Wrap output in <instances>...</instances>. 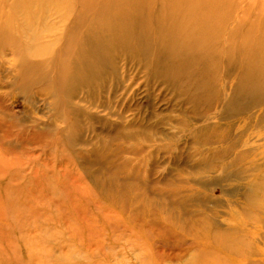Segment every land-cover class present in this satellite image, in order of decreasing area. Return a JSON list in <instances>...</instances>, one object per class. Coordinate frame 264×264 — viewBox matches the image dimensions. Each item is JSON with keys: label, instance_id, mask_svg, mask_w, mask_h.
I'll return each instance as SVG.
<instances>
[{"label": "rangeland", "instance_id": "obj_1", "mask_svg": "<svg viewBox=\"0 0 264 264\" xmlns=\"http://www.w3.org/2000/svg\"><path fill=\"white\" fill-rule=\"evenodd\" d=\"M37 1L0 0V264L196 263V248L190 249V243L177 247L176 236L157 238L165 231L157 218L171 224L170 213L159 214L158 186L173 179L181 167L193 172L201 157L178 123L193 105L182 104L190 98L184 82L189 70L183 79L173 81L171 76L170 83H162L160 67L155 72L144 62L137 64V57L120 48L103 56L91 76L83 64L67 68L68 44L96 22L95 16L84 15L85 9L103 10L108 0H46L49 9L25 17L27 6ZM162 2L152 0L155 16L161 14ZM92 4L94 9L86 8ZM19 7L21 12L9 20ZM229 8L242 17L250 9L257 15L264 0H230ZM241 31L238 43L250 37L247 28ZM262 32L260 28L254 37ZM226 44L224 74L230 69L227 59H240L229 55ZM97 52L90 55L100 60ZM148 55L140 50L143 61ZM193 84L189 90L197 93L200 89L195 91L198 85ZM227 85L224 81L221 86L224 95L230 93ZM210 112L206 109L201 122L213 120ZM139 135L138 142L131 139ZM150 137L175 143L170 150H158L160 143L155 146ZM116 174L120 183L129 180L139 186L127 194L136 200L144 198L140 186L146 183L152 205L144 209L134 202L124 208L118 192L107 190L108 184L116 185ZM226 180L200 188L201 195L225 197L221 187ZM256 186L255 193L264 195V184ZM239 207L241 201L235 211H241ZM221 220L219 229H230L227 216ZM215 252L229 258L223 250Z\"/></svg>", "mask_w": 264, "mask_h": 264}, {"label": "bare ground", "instance_id": "obj_2", "mask_svg": "<svg viewBox=\"0 0 264 264\" xmlns=\"http://www.w3.org/2000/svg\"><path fill=\"white\" fill-rule=\"evenodd\" d=\"M37 2L34 7L27 6L25 17H34L40 10L50 8L46 0ZM229 4L230 0H165L160 5L161 14L155 16L152 0H108L103 10L98 11L99 6L91 12L85 9L84 15L95 16L96 22L87 34L74 37L65 50L66 58L68 56L65 60L70 59L67 68L70 65L78 69L83 64L89 76L93 68L101 65L103 56L116 48L129 57H137V64L144 62V67L149 66L152 71L160 67L162 83H170L171 76L173 81L183 79L184 72L189 70L184 82L190 98H184L182 104L193 105L191 113L182 116L178 123L183 137L191 140L201 157L193 172L187 170V166L181 167L178 174L171 176L173 179L158 186L162 206L159 214L170 213L171 224L158 217L157 224L165 231L157 238L176 236L177 247L190 243V249L196 248L194 264H264V195L255 193L256 185L264 184V21L260 18L264 16V9L257 15L250 9L249 14L242 17L240 12H232ZM94 7L92 4L86 8ZM14 11L9 20L14 19L21 8ZM246 28L250 37L238 43L236 38H240L241 30ZM260 28L263 32L256 39L254 36ZM225 32L227 41L223 42ZM226 43L229 55L240 59H227L230 69L224 74L222 46ZM97 50L100 60L90 55ZM140 50L149 54L147 61L139 57ZM224 81L228 83L225 87L230 88L229 95L223 94ZM193 83L198 85L195 91L200 89L197 93L189 90ZM175 91L178 96L184 92ZM220 104L226 110H220ZM208 108L213 120L201 122ZM140 135L131 139L138 142ZM149 139L155 146L160 143L153 140L155 138ZM174 143L161 142L158 150H170ZM114 176L116 185L108 184L107 190L118 192L124 208L134 202L143 204L144 209L152 205L154 199L148 197L150 190L146 183L140 186L145 192L144 198L136 200L133 195L134 200L127 194H133L134 186H139L129 180L122 184L123 180L116 178L120 175ZM224 179L227 183L221 188L225 197L214 200L201 195L200 188H208L209 183ZM188 192H191L189 197ZM239 201L241 211H235ZM225 215L230 229L220 230L219 222ZM208 229L212 230L211 234ZM224 238H235L238 242L230 244ZM215 246L221 249L215 250ZM217 250L225 251L229 258L220 256ZM243 258L246 261H242Z\"/></svg>", "mask_w": 264, "mask_h": 264}]
</instances>
